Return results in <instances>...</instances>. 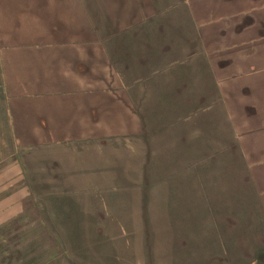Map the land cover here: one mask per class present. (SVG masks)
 <instances>
[{
	"label": "rangeland",
	"instance_id": "374dc122",
	"mask_svg": "<svg viewBox=\"0 0 264 264\" xmlns=\"http://www.w3.org/2000/svg\"><path fill=\"white\" fill-rule=\"evenodd\" d=\"M127 1L151 3L160 20L109 45L139 133L20 147L0 87V201L31 208L12 225L2 216L0 264H264L249 256L264 247L260 199L190 2Z\"/></svg>",
	"mask_w": 264,
	"mask_h": 264
},
{
	"label": "crops",
	"instance_id": "0c3cea01",
	"mask_svg": "<svg viewBox=\"0 0 264 264\" xmlns=\"http://www.w3.org/2000/svg\"><path fill=\"white\" fill-rule=\"evenodd\" d=\"M188 1L199 47L237 134L256 205L257 195L260 199L252 215L264 227V0ZM133 4L130 10L127 0L116 9L111 0L105 5L101 0H0V87L18 146L140 132L123 78L127 70L116 69L117 50L109 47L120 31L140 40L144 28L160 21L151 3L147 8L140 1ZM13 195L0 201L11 200L10 208L0 206V220L9 213L11 225L14 214L16 222L21 213L31 215V208L13 206ZM261 250L256 245L249 254L255 263L264 262Z\"/></svg>",
	"mask_w": 264,
	"mask_h": 264
}]
</instances>
